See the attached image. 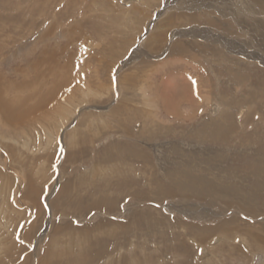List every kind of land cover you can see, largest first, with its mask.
I'll return each mask as SVG.
<instances>
[{"label": "rangeland", "instance_id": "374dc122", "mask_svg": "<svg viewBox=\"0 0 264 264\" xmlns=\"http://www.w3.org/2000/svg\"><path fill=\"white\" fill-rule=\"evenodd\" d=\"M130 1L0 0V264L264 256V0Z\"/></svg>", "mask_w": 264, "mask_h": 264}, {"label": "bare ground", "instance_id": "6f19581e", "mask_svg": "<svg viewBox=\"0 0 264 264\" xmlns=\"http://www.w3.org/2000/svg\"><path fill=\"white\" fill-rule=\"evenodd\" d=\"M122 4V3H121ZM125 5V4H124ZM130 5V4H129ZM128 5V3L126 4V6H129ZM171 19L172 18H170L168 21L170 22L171 21ZM254 30V29H253ZM194 31V30H193ZM257 31V30H256ZM258 34V33H257ZM262 34H264V29L262 30ZM156 36H151V38H149L148 40L149 41H147L148 43H150V45L151 44H155V43H158V41H156ZM157 40H159V39H157ZM258 40V39H257ZM162 41V40H161ZM160 42V41H159ZM163 42V41H162ZM173 42V43H172ZM171 43H167L166 45H167V51H169L170 53H173L174 51H176V50H180L181 48L179 47V44L181 43V42H179V44H177V43H174V41H172ZM261 46L263 47V49H264V37H262L261 38ZM7 44H9V43H7ZM181 44H183V43H181ZM234 44H232V46H233ZM4 46H7L6 44L4 45ZM162 46V45H161ZM227 46V45H226ZM254 46H255V44H254ZM155 47V46H154ZM224 48H225V46H224ZM232 48V50H233V52H236V53H239V55L240 56H242L243 55V53H245L246 51H243V49H242V46H234V47H231ZM151 50V49H150ZM171 50H173V51H171ZM153 51V50H152ZM261 51V50H260ZM47 52V51H46ZM151 52V51H150ZM231 53V52H230ZM152 54V53H151ZM148 55V54H147ZM150 55V54H149ZM171 55L172 54H169V56L171 57ZM47 56H50V55H48V54H44L43 56H40V58L38 59V61H37V59H36V61H35V63H33V65H32V69H34L33 71L35 72V74L36 75H42V73H41V70H39V69H41L40 67L42 66V63L43 64H45V65H48L49 64V62H48V59L49 58H47ZM59 56V55H58ZM155 56V55H154ZM164 57V56H163ZM162 57V58H163ZM166 58V57H165ZM167 58H169V57H167ZM239 58H241V57H239ZM249 58V57H248ZM242 59V58H241ZM152 60V59H151ZM32 63V62H31ZM50 65V64H49ZM50 67V66H49ZM49 67H48V69H49ZM46 68V67H45ZM51 68V67H50ZM47 69V70H48ZM56 69V68H55ZM46 70V71H47ZM52 70V69H51ZM54 70V69H53ZM52 70V71H53ZM49 71H50V69H49ZM48 71V72H49ZM52 71H50V72H52ZM23 72V71H22ZM53 74H55L54 72H53ZM58 76V75H57ZM174 79V78H173ZM174 81V80H173ZM176 81V80H175ZM174 81V82H175ZM0 82L1 83H3V81L2 80H0ZM177 82V81H176ZM166 84V85H165ZM165 89H166V91H162L163 93H162V95H161V98H162V100H163V104H164V106L168 109V111L169 112H172V113H174V111H173V108H174V106H175V104L177 103H174L173 102V99H175L174 98V96H172V94L171 93H168V91L170 90V89H176V90H179L180 92L182 91L181 89H180V87L179 86H177L176 87V85L174 84V87L172 86V87H170L169 85L170 84H168V83H166L165 82ZM171 84H173V83H171ZM118 87V86H117ZM54 87H52V89H53ZM184 88V87H183ZM143 88L141 87V91H142V96H143V98H144V105L145 106H147L148 108H151V109H156V107H155V105H154V103L151 101V100H149L148 98H147V94L144 92V89L142 90ZM140 91V92H141ZM165 92H167V93H165ZM185 93V92H184ZM184 93H183V95H184ZM3 90L1 91V87H0V99L1 100H3ZM174 94V93H173ZM192 95V94H191ZM178 97V96H177ZM180 98H182V96H179ZM183 97H185V96H183ZM188 98V96H186L185 98H184V100H186ZM199 98V97H198ZM193 98H191V101H193L192 100ZM0 100V107H3L4 109L2 110V112H3V114H5L6 115V113L8 114V115H13L14 114V111L11 109V108H9V105L10 104H4L2 101ZM45 100H46V98H45ZM183 100V99H182ZM4 101V100H3ZM176 101V100H175ZM177 101H179V100H177ZM179 102H181V101H179ZM178 102V104L179 105H181V103H179ZM189 102V101H188ZM195 102V101H194ZM199 102V101H198ZM1 104H3V106H1ZM47 104V103H46ZM197 106V103L196 104H194L193 105V109L195 108ZM83 107H85V106H83ZM83 107H81V108H83ZM146 107V108H147ZM214 108V112L217 110V108H216V106H214L213 107ZM78 110H80V109H78ZM119 111H121V108L119 109ZM77 113L75 114V112H74V116H79V113H78V111H76ZM241 112H242V110H241ZM108 113H110V111H108L107 112V114ZM193 113V112H192ZM231 113V112H230ZM141 114V113H140ZM239 114V113H238ZM146 115H147V112H146ZM153 115V114H152ZM229 115V114H228ZM21 116V115H20ZM220 116H222L223 117V114L221 113V115L219 114V117ZM148 117V116H147ZM222 117H220V119H215V121H214V123L213 124H215V130L213 131L214 133L212 134V135H214V136H217L218 138L219 137H221L220 139L221 140H224L225 139V137H226V135H228L229 133H231L233 130H232V127L229 125V127H227L225 124H224V117L222 118ZM18 118V117H17ZM149 118V117H148ZM108 119H110L109 117L108 118H106V119H104L103 121H107ZM144 120V122L146 121V120H148V119H146V118H143ZM74 120H76V118L74 119ZM229 120H231V118L229 119ZM61 121H63V120H61ZM60 121V122H61ZM78 121H79V119L77 120V121H75L74 123H75V125L73 126L72 124L70 125V126H67L65 129H64V125L63 126H60V128L58 129V132H57V135H56V138H59V140H60V142H61V144H63V142H62V140H63V136H64V133H68L69 132V135H70V140L74 143V142H76L74 139L76 138V137H78L79 135L77 134V133H79V132H77L78 130H77V128H76V125L78 124ZM218 122H221L223 125H221L222 127H221V131H216V130H218ZM231 123V122H230ZM210 126L212 127V125L210 124ZM110 127V126H109ZM143 127V126H142ZM210 127V128H211ZM108 128V127H107ZM64 129V130H63ZM55 138V139H56ZM63 147V146H62ZM65 150V149H64ZM63 151V150H62ZM65 153V152H64ZM30 184V183H29ZM190 185H191V183H190ZM195 185H197V182L195 183ZM179 186H182V183H179ZM198 186H199V184H198ZM210 186H208V189H211V187L209 188ZM206 188V187H205ZM195 189H196V187H195ZM200 189V188H199ZM164 190V188H161L160 189V192H158L156 195H163L164 193H165V191H163ZM207 190V189H206ZM202 191H205L204 189H202ZM202 191L201 192H198V193H202ZM210 191H212V189L210 190ZM207 193V192H206ZM203 194V193H202ZM70 196V195H69ZM158 197V196H157ZM160 197V196H159ZM158 199V198H157ZM106 201H108L109 202V204H107L109 207H113L114 205H115V202L113 201V200H111L110 198H109V200H106ZM111 207V208H112ZM149 225V224H148ZM38 248V247H37ZM207 248H208V246H207ZM36 251V250H35ZM37 256V255H36ZM256 259V257H254V260ZM260 262L261 263H263L264 264V256H261V260H260ZM259 262V263H260Z\"/></svg>", "mask_w": 264, "mask_h": 264}, {"label": "water", "instance_id": "95a60500", "mask_svg": "<svg viewBox=\"0 0 264 264\" xmlns=\"http://www.w3.org/2000/svg\"><path fill=\"white\" fill-rule=\"evenodd\" d=\"M127 3L129 5L130 3H132V1L128 0V2H126V4ZM217 241H218V239H215V240H213V243H216ZM205 250H206V248L202 247L200 252L204 254L206 252ZM255 257H256L255 264H259V262L261 260V255H256Z\"/></svg>", "mask_w": 264, "mask_h": 264}]
</instances>
